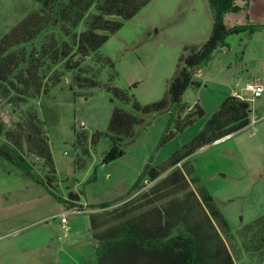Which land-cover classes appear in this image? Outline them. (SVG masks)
Segmentation results:
<instances>
[{"label":"rangeland","instance_id":"1","mask_svg":"<svg viewBox=\"0 0 264 264\" xmlns=\"http://www.w3.org/2000/svg\"><path fill=\"white\" fill-rule=\"evenodd\" d=\"M232 2L234 8L223 13L227 26L264 25V0ZM39 8L35 0H0V38ZM213 24L214 11L209 0H151L133 18L124 21L116 33L110 34L98 50L100 55L110 58L114 67L94 62L93 56L82 63L81 70L97 80L96 86H77L74 76L79 70L74 69L64 72L58 86L30 99L17 112L0 97V119L9 128L19 120L20 109L37 111L45 123L56 169L53 191L67 200L69 193L75 192L83 206L70 207L0 157V264H57L56 257L64 256L62 259L67 260L64 253L78 255L90 251L91 244L82 240H87L84 228L90 224L92 205L120 200L108 208L112 209L148 191L155 181H144L141 189L128 196L146 164L165 168L175 152H184L233 89L243 92L246 83L256 79L264 86V29L252 34H231L227 44L196 69L195 84L183 95L188 107L197 103L205 114L180 132L172 126L174 134L164 142L169 113L149 116L150 122L147 120L149 123L135 141L124 145L125 154L103 162L112 142L103 136L94 143L92 137L98 131H108L113 109L120 105L106 86L127 89L142 104L161 99L175 74L183 47L203 44ZM85 27L83 21L76 30L82 32ZM63 65L57 69H64ZM198 70L203 75L199 76ZM248 105L250 122L246 127L189 155L194 172L188 179L192 189L202 186L213 196L227 220L230 232L222 233L235 263L264 264V244L261 250L248 248L256 239L255 233L264 232V228L251 231L254 220L264 216V92L262 98ZM78 134L87 136L85 152L75 144ZM28 158L40 163L34 155ZM177 166L181 167L182 161ZM166 201H158L157 205ZM73 208L79 211L73 212ZM65 211L69 223L81 230L73 240L63 238L61 217Z\"/></svg>","mask_w":264,"mask_h":264},{"label":"trees","instance_id":"2","mask_svg":"<svg viewBox=\"0 0 264 264\" xmlns=\"http://www.w3.org/2000/svg\"><path fill=\"white\" fill-rule=\"evenodd\" d=\"M35 1L39 3V10L29 13L0 38V97L16 112L30 99L58 86L65 71L79 70L74 76L79 87L96 86L97 80L81 70L82 63L93 56L94 62L114 67L110 58L100 55L98 50L110 34L116 33L124 21L133 18L151 0ZM232 1L209 0L214 11L212 32L203 44L183 47L175 74L161 99L142 104L127 89L106 86L120 105L113 109L108 131H98L92 137L94 143L103 136L112 142L103 157L104 163L125 154L124 145L135 141L150 122L149 116L169 113L164 142L175 130L182 131L205 114L199 104L190 108L183 101L187 88L195 84L196 69L208 63L214 52L227 44L229 35L252 34L264 29V25L254 24L227 26L223 13L234 8ZM83 21L85 30L77 32L76 28ZM61 63L64 69L59 71L57 66ZM249 122L248 102L228 96L191 145L184 152H175L165 168L146 164L128 196L141 189L144 181H155L148 191L112 209L108 208L120 200L92 205L93 210L101 209L89 213L97 263L236 264L222 233L230 232L229 224L209 192L202 186L197 190L191 188L188 176L193 175L194 170L188 157L195 150L246 127ZM0 136L3 137L0 157L19 167L70 207L83 209L77 193L71 191L67 200L53 191L56 169L45 123L34 108L20 109L14 127H7L0 119ZM86 138L85 134L76 137L75 144L83 152ZM31 155L39 158L40 163L29 159ZM181 161L182 166H177ZM170 168L171 171L160 178ZM164 199H167L166 204L157 205ZM254 228H264V216L254 220L251 231ZM263 234L255 233L256 239L248 248L261 250Z\"/></svg>","mask_w":264,"mask_h":264},{"label":"crops","instance_id":"3","mask_svg":"<svg viewBox=\"0 0 264 264\" xmlns=\"http://www.w3.org/2000/svg\"><path fill=\"white\" fill-rule=\"evenodd\" d=\"M133 45H138V44H133ZM197 73L199 76L203 75L202 70H198ZM228 95L230 96V93ZM262 96L260 98H262ZM95 210H97V209H95ZM95 210L91 209L90 212L95 211ZM89 223H90V221H89ZM62 226L64 228L63 238L73 240V238H75V236L78 234V232H81L80 229H77L73 225H71L69 223V220H68V223L66 226H64L63 224H62ZM84 229H86V232H85L86 236L85 237L87 240H82V242L83 243H90L91 244V250L90 251L89 250L82 251L78 255H73V253H64L65 257L67 258L66 261H64L62 259L64 256H62L60 259H58L59 257H56V258L54 257L57 264H98L96 257H95V240H94L93 235H92V230H91L90 224H88V227H86Z\"/></svg>","mask_w":264,"mask_h":264},{"label":"built area","instance_id":"4","mask_svg":"<svg viewBox=\"0 0 264 264\" xmlns=\"http://www.w3.org/2000/svg\"><path fill=\"white\" fill-rule=\"evenodd\" d=\"M263 92H264V86L260 81L250 80L246 83L243 92H238L237 90L233 89L230 92V95L241 100V101L250 102V101H254L257 98H260L263 95ZM82 126H84V123H82ZM228 136L229 135H227L225 137H228ZM225 137H223L221 139H224ZM221 139H219V140H221ZM72 211L77 212V211H79V209L73 208ZM67 212L68 211H65L61 217V222L64 226H66L68 223V219L65 216L67 214Z\"/></svg>","mask_w":264,"mask_h":264}]
</instances>
